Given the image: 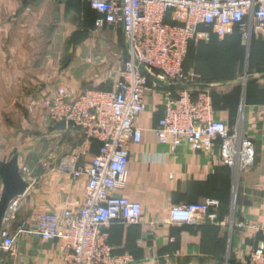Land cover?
<instances>
[{"label": "crops", "instance_id": "crops-1", "mask_svg": "<svg viewBox=\"0 0 264 264\" xmlns=\"http://www.w3.org/2000/svg\"><path fill=\"white\" fill-rule=\"evenodd\" d=\"M100 18L88 0H0V158L19 154L30 184L16 200L15 218L6 223L16 241L10 251L0 250V264H65L59 240L18 232L24 221L33 225L35 213L78 209L87 183L86 176L75 179L58 165L80 143L81 133L56 128L35 102L58 87L75 95L113 90L114 70L127 46L123 30ZM196 43H202L196 52L208 45L236 53L238 71L222 79L212 75L226 67L199 55L191 58L184 66L191 76L187 85L194 95L212 92L216 119L230 127L241 124L254 142L256 160L236 176L222 161L218 142L208 151H194L187 143L172 150L154 131L164 114V94L149 92L146 110L136 120L142 142L128 145L126 180L115 190L116 196L141 203L142 218L114 222L107 230L114 252L133 257L127 264H238L264 241V34L253 35L248 44L236 31ZM97 152L93 142L81 163L89 165ZM208 197L220 203L217 222L169 220L173 206ZM244 222L260 229L241 226Z\"/></svg>", "mask_w": 264, "mask_h": 264}, {"label": "built area", "instance_id": "built-area-1", "mask_svg": "<svg viewBox=\"0 0 264 264\" xmlns=\"http://www.w3.org/2000/svg\"><path fill=\"white\" fill-rule=\"evenodd\" d=\"M101 15L99 21L121 28L127 56L116 65L113 90H87L75 95L58 87L49 97L35 102L54 123L66 120L67 127L81 133L80 143L61 157L59 168L75 179L87 177L84 202L76 210L38 212L19 225L18 232L37 234L42 241L59 240L65 264H127L130 254H115L108 228L114 222L138 223L143 214L140 202L116 196L126 180L130 143H140L143 132L136 123L146 110V96L154 90L164 94V114L155 128L157 139L172 150L187 143L192 150H210L216 142L220 156L236 174L254 165L253 140L240 123L230 127L216 119L212 94L203 89L194 95L184 61L192 41H209L211 33L224 37L237 27L244 44L253 35L264 34V0H88ZM206 30H201L200 27ZM137 62V63H136ZM150 72L152 80L141 70ZM171 86V88H169ZM102 142L89 165L81 160L90 154L94 140ZM44 166H48L44 162ZM27 172V168H24ZM2 187L0 186V197ZM215 198L175 205L169 220L198 224L217 222ZM14 201L0 226V250L10 251L16 241L6 223L15 218ZM244 227L255 224L244 222ZM244 264H264V241L244 253Z\"/></svg>", "mask_w": 264, "mask_h": 264}, {"label": "water", "instance_id": "water-1", "mask_svg": "<svg viewBox=\"0 0 264 264\" xmlns=\"http://www.w3.org/2000/svg\"><path fill=\"white\" fill-rule=\"evenodd\" d=\"M137 63V62H136ZM143 73H145L152 80L162 81L156 79L150 72L140 66ZM56 128H67L66 120H61L55 125ZM0 179L2 181V193L0 197V226L3 224L9 206L16 201L20 196L24 195L29 187V182L24 178L19 166V154H14L10 159L0 158Z\"/></svg>", "mask_w": 264, "mask_h": 264}, {"label": "trees", "instance_id": "trees-1", "mask_svg": "<svg viewBox=\"0 0 264 264\" xmlns=\"http://www.w3.org/2000/svg\"><path fill=\"white\" fill-rule=\"evenodd\" d=\"M69 1H81V0H69ZM89 7H90V5H89ZM200 29L201 30H206V28L203 27V26L200 27ZM234 31H236L238 34H240V32H239L237 27L234 29ZM216 35L217 34L211 33V37H210V40L208 42L213 41V38ZM200 44H202V43H196V41H192L189 44L188 54H187L186 59L184 61V66H186V63H187L188 60H191V58H194V57H196V55H199V56H201L203 58V60H209V62L211 61V63L216 65V67L220 65L221 67H226L228 69V70H226V72H223L222 70H218V69L216 71H214V74L212 75V78L214 77V79L215 78L222 79V78H224L226 76L230 77V76L234 75L236 71H238L237 70V67H238L237 64L240 63V61L237 60L238 58L236 56V53H235V56H233L234 53L232 51H227V50H223V49H220V48H217L218 51L214 50V49L208 50V45H206L205 49L199 48V50H198L199 52H196L197 47L201 46ZM218 52H220V53H218ZM206 66H209V64H206ZM242 68L243 67L241 66L240 69H242ZM169 88H171V86ZM211 94H212V92H211ZM212 99H213V94H212ZM213 106H214V103H213ZM214 109H215V107H214ZM93 142H97L98 143V149H99V147L101 146L102 142L99 141V140H96V139ZM226 166H228V165H226ZM214 211L217 213L218 209L217 210L215 209ZM238 264H244V263H238Z\"/></svg>", "mask_w": 264, "mask_h": 264}, {"label": "rangeland", "instance_id": "rangeland-1", "mask_svg": "<svg viewBox=\"0 0 264 264\" xmlns=\"http://www.w3.org/2000/svg\"><path fill=\"white\" fill-rule=\"evenodd\" d=\"M71 22V21H70Z\"/></svg>", "mask_w": 264, "mask_h": 264}]
</instances>
